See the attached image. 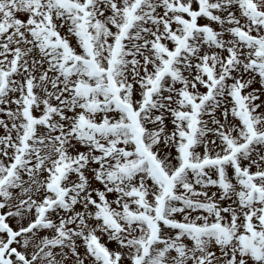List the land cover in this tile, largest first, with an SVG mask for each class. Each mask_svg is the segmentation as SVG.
I'll use <instances>...</instances> for the list:
<instances>
[{
  "label": "snow or ice",
  "instance_id": "6c2138e0",
  "mask_svg": "<svg viewBox=\"0 0 264 264\" xmlns=\"http://www.w3.org/2000/svg\"><path fill=\"white\" fill-rule=\"evenodd\" d=\"M0 264H264V0H0Z\"/></svg>",
  "mask_w": 264,
  "mask_h": 264
}]
</instances>
